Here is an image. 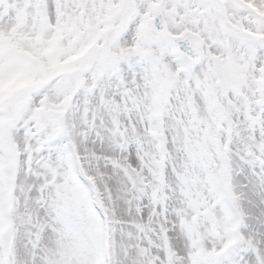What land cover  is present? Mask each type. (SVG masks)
Wrapping results in <instances>:
<instances>
[{"label":"snow or ice","instance_id":"snow-or-ice-1","mask_svg":"<svg viewBox=\"0 0 264 264\" xmlns=\"http://www.w3.org/2000/svg\"><path fill=\"white\" fill-rule=\"evenodd\" d=\"M0 264H264V0H0Z\"/></svg>","mask_w":264,"mask_h":264}]
</instances>
